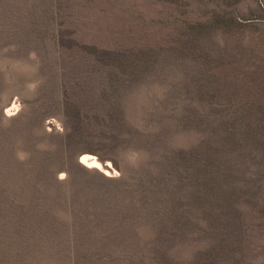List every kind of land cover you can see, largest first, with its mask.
<instances>
[{"label":"rangeland","instance_id":"1","mask_svg":"<svg viewBox=\"0 0 264 264\" xmlns=\"http://www.w3.org/2000/svg\"><path fill=\"white\" fill-rule=\"evenodd\" d=\"M53 1L0 0V264H82L77 256L88 253L71 243L76 214L108 218L120 209L124 215L134 204L124 191L117 203V182L161 162L164 149L190 151L206 141L215 144L217 130L171 126L187 106L211 114L194 88L199 73L213 71L216 83L209 86L221 87L227 96L236 90V98L229 97L236 103L251 99L264 80V0H71V10L62 18L71 45L97 44L102 49L135 41L157 45L159 53L169 41L179 44L188 35L198 44L189 27L206 25L198 41L209 58L207 66L192 61L194 57L175 60L184 52H171L162 55L170 61L155 68L162 77L152 73L138 79L81 52L63 54L53 37L60 22L51 9ZM215 16L228 19L229 27L212 30ZM41 31L48 36H37ZM252 79L258 82L254 85ZM76 107L101 123L95 125V140L67 145L76 134ZM103 108L114 109V114H103ZM119 122L157 138L156 148L149 152L118 145ZM84 156L96 163L85 164ZM249 157L247 148L227 156L240 164L241 187ZM152 170L158 173L154 165ZM193 184L183 188L187 206L177 213L180 226L172 229L168 219L175 210L167 207L160 234L141 229L133 234L137 245L129 242L123 256L106 254L107 261L83 264H197L210 250L224 251L218 264H264V221L259 215L244 219L237 242L234 231L214 233L200 220L199 207L191 204ZM170 185L177 190V182ZM263 199L264 194L258 202L264 204ZM209 212L220 215L217 207ZM52 225L59 227L57 234L51 233Z\"/></svg>","mask_w":264,"mask_h":264},{"label":"trees","instance_id":"2","mask_svg":"<svg viewBox=\"0 0 264 264\" xmlns=\"http://www.w3.org/2000/svg\"><path fill=\"white\" fill-rule=\"evenodd\" d=\"M70 1L54 0L51 5L52 11L60 18L53 37L57 39L56 43L63 54L72 51L81 52L84 56L102 63L111 70L122 75L132 74L134 77L136 76V79L147 74L152 75V73L162 77L163 75L157 74L155 68L159 62L168 63L170 60L162 55L171 52L178 54L184 52L182 57L177 56L175 60L194 57L192 61H203L205 66L208 64L209 58L201 52L203 48L198 41L199 37L205 33L206 25L195 24L189 27L194 37L198 35V44L194 43V40H189L188 35L179 44L173 45L169 41L165 47L159 48L161 51L159 53H157V45L141 44L135 41L129 45H116L102 49L97 44L79 45L74 43L71 45L70 41L66 39L67 35L62 21V18L71 10ZM228 21L222 16L217 18L215 16L210 25L211 29H227ZM231 21L233 22L235 19H231ZM240 23L245 24L241 20ZM185 25L186 23L183 26L188 28ZM37 36L45 38L48 33L41 31L37 33ZM198 76L200 79L195 83L197 87L194 86V88L198 92L202 105L208 110L210 109L211 114L190 109L187 106L179 116L173 118L171 126L181 129L189 126L195 128L204 126L212 128L213 131L217 130L215 144L211 145L206 141L190 151L164 149L161 162L151 163L147 167L133 172L130 178L117 182L116 185L120 186L114 190L121 191L116 194L117 203L123 200L124 191L132 198L131 204L132 202L134 204L128 210H124V215L120 209L117 214L108 218H90L76 214L73 219L74 239L72 236L71 243L79 251L83 250L88 253L86 257H84V253L79 254L76 258L77 261L82 264L90 262V260L103 262L107 261L106 254H110V258L113 256V259L121 257L128 252L130 243L133 246L137 245V236H133V234L144 228L149 229L154 236H157L165 225L166 219H163V216L167 207L175 210V215L168 219L172 224V229L180 226V214L177 213L187 206L183 197L185 183L187 186L194 183L193 188H195L196 194L191 204L199 207L203 214L200 220L204 221L205 225L207 224L214 233L215 231L219 233L225 230L227 232L234 231L233 241L237 242L236 236L240 238L241 232L246 226L244 219L248 215H254V218L259 215L258 218L264 221V204L258 202L261 200V195L264 194V80L261 81V85L259 84L257 92L250 89L252 93L255 92L250 95L251 99L248 100L247 97V100L236 103L233 101L237 96L236 90L231 96H227L221 87L215 86V84L212 88L209 86L211 82L212 84L216 83L217 76L213 71L200 72ZM256 79H252L254 85L258 82ZM219 91H223L224 96L220 95ZM220 99H222L221 102L218 101ZM83 110L80 107L75 108L77 123L72 128L76 134L67 142V145L75 140L80 142L95 140V125L101 122H93ZM103 110V114L107 116L114 114V109L103 108ZM124 124L117 123L116 130L119 132L114 141L118 145L131 146L133 149H144L149 152L156 148V143L159 142L157 138L153 140L139 132L131 131ZM124 134L131 137L127 138ZM243 148L248 149L250 157L246 162V169L249 167V170L244 172L246 177L244 185L241 187L237 184L240 164H232L227 156L234 151H242ZM152 165L158 169L156 175L152 174ZM254 167H257L256 171H251ZM191 170L193 173H190ZM173 175L177 178H173ZM171 181L174 184L177 182L176 191L171 189ZM179 183L182 185L181 188ZM242 206L246 207L245 211L241 210ZM216 207L217 210H220V215L218 214L217 217L214 213L209 212L211 208L213 210ZM33 214L35 217L39 216L34 212ZM55 226L51 227L52 234H57L60 231L59 227ZM132 229L135 231L131 233ZM202 233H206V230H202ZM130 237H133L132 241H130ZM69 245L73 247L71 244ZM220 245H218L219 250ZM117 250L120 251V255L113 253ZM223 252L218 253L215 250H210L206 254H201L197 264H218V261H222L219 256Z\"/></svg>","mask_w":264,"mask_h":264},{"label":"bare ground","instance_id":"3","mask_svg":"<svg viewBox=\"0 0 264 264\" xmlns=\"http://www.w3.org/2000/svg\"><path fill=\"white\" fill-rule=\"evenodd\" d=\"M92 159V157L91 156H84L83 158H82V161L85 163V164H95L96 162L93 160V162L91 161L90 162V160Z\"/></svg>","mask_w":264,"mask_h":264}]
</instances>
